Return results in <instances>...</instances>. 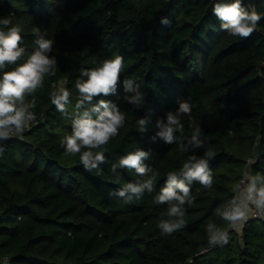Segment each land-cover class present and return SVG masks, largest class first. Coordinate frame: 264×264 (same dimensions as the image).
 <instances>
[{
    "label": "trees",
    "instance_id": "16d2710c",
    "mask_svg": "<svg viewBox=\"0 0 264 264\" xmlns=\"http://www.w3.org/2000/svg\"><path fill=\"white\" fill-rule=\"evenodd\" d=\"M215 2L0 0V18L22 28L26 55L19 63L35 48L36 29L54 39L50 55L57 59L56 74L25 98L35 100L36 118L1 144L0 264H264V218L247 219L237 232L217 214L243 196L246 174L249 180L264 175V19L249 38L231 36L212 12ZM255 7L264 13V0ZM162 18L170 23L162 25ZM117 55L123 57L121 81L139 85L145 101L141 107L127 103L121 85L115 96L86 102L91 107L105 99L125 115L119 135L103 146L105 163L87 171L79 154H66L61 143L83 111L76 109L75 83L81 69ZM61 88L71 93L67 116L50 100ZM178 100L191 104V114L180 117L183 132L175 133L172 144L159 137L153 142L157 119L166 120ZM141 118H147L144 132ZM197 127L199 149L188 143ZM137 148L150 151L145 176L111 170ZM191 155L208 160L213 185L193 182V203L183 206L186 226L164 234L158 223L170 219L168 205L154 198ZM153 174L151 193L131 202L116 195ZM209 224L227 231V244L209 245Z\"/></svg>",
    "mask_w": 264,
    "mask_h": 264
},
{
    "label": "clouds",
    "instance_id": "9594fccd",
    "mask_svg": "<svg viewBox=\"0 0 264 264\" xmlns=\"http://www.w3.org/2000/svg\"><path fill=\"white\" fill-rule=\"evenodd\" d=\"M212 12L221 22L222 30L231 36L245 39L257 30L259 22L264 19V13L258 12L251 0L248 6H245L244 0H216ZM160 23L168 25L170 22L167 18H162ZM21 32L22 28L13 25L11 18H0V73H2L0 75V140L23 134L36 118L32 111L36 107L35 100L26 102L25 98L34 95L37 89L43 86L46 76L56 74L57 59L50 55L55 41L47 39L39 29L34 31L35 48L27 54V59L23 63H19L26 55V49L21 47L23 43ZM10 65L15 67L6 70ZM123 67L122 56L106 58L99 67L81 69V76L76 80L75 88L79 94L76 109L83 111H78L72 118L71 134L64 136L61 143L66 154L72 156L79 154L80 163L87 171L97 169L99 165L105 163L103 146L119 135V129L125 122V115L111 101L99 99L98 103L91 107H85L86 102L91 104L95 97L115 96L121 85L125 93L123 99L127 103L141 107L145 101L139 85L134 84L130 79L121 81ZM70 95L66 88L50 93L51 103L65 116L68 115L67 105L70 103ZM190 114V102L178 100V108L175 111H168L166 120L157 119L155 127L158 131L152 137L153 142L159 137L164 144L174 143L175 133L183 132L184 128L180 117ZM137 123L141 132L147 130V118H141ZM200 131L197 127L188 142L193 148L199 149L203 146V141L199 138ZM4 151V147L0 145V156ZM149 157L150 151L137 148L120 158L117 164L112 165L111 170L116 172L119 167L134 170L138 175L145 176L150 171L144 163ZM154 180L155 174L143 182H129L119 189L116 195L125 198L126 202H131L134 197L139 199L145 191L149 193L153 191ZM193 182H198L204 188H211L213 185V174L208 166V160L195 155L189 156L179 173L171 172L167 175L165 185L154 198V203L168 205L166 215L170 219L160 220L158 223L164 234L170 235L186 226L183 206L193 203L191 196ZM250 204L264 214V175L259 173L245 186L242 197L228 201L217 214L235 228L247 220ZM207 233L208 243L211 246H223L228 243L227 231L218 228L215 224L207 225Z\"/></svg>",
    "mask_w": 264,
    "mask_h": 264
},
{
    "label": "built area",
    "instance_id": "2783aa9c",
    "mask_svg": "<svg viewBox=\"0 0 264 264\" xmlns=\"http://www.w3.org/2000/svg\"><path fill=\"white\" fill-rule=\"evenodd\" d=\"M254 157L251 156V157H248L247 159V163H250L251 161H253ZM249 177L248 175L246 174L242 179H241V182H240V186L242 187V191H244L245 189V186L248 184L249 182ZM252 218V219H257V218H264V214H262L260 212V210L256 209L254 205H249V212H248V218ZM247 221V220H246ZM245 221L242 223V225H239L235 228H233L231 225H230V229L234 230V231H237V232H240L241 231V227L244 225ZM2 264H7V259H4Z\"/></svg>",
    "mask_w": 264,
    "mask_h": 264
},
{
    "label": "water",
    "instance_id": "95a60500",
    "mask_svg": "<svg viewBox=\"0 0 264 264\" xmlns=\"http://www.w3.org/2000/svg\"><path fill=\"white\" fill-rule=\"evenodd\" d=\"M245 2H247L249 4V0H244ZM259 0H251V3L254 4L256 6L257 2ZM5 140H0V145L4 142Z\"/></svg>",
    "mask_w": 264,
    "mask_h": 264
},
{
    "label": "crops",
    "instance_id": "0c3cea01",
    "mask_svg": "<svg viewBox=\"0 0 264 264\" xmlns=\"http://www.w3.org/2000/svg\"><path fill=\"white\" fill-rule=\"evenodd\" d=\"M244 192H245V189H244V191H243V195H244Z\"/></svg>",
    "mask_w": 264,
    "mask_h": 264
}]
</instances>
